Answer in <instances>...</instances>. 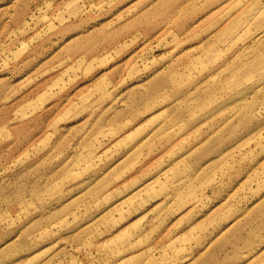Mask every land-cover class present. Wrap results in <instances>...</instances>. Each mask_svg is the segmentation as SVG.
<instances>
[{"label":"rangeland","instance_id":"374dc122","mask_svg":"<svg viewBox=\"0 0 264 264\" xmlns=\"http://www.w3.org/2000/svg\"><path fill=\"white\" fill-rule=\"evenodd\" d=\"M0 264H264V0H0Z\"/></svg>","mask_w":264,"mask_h":264},{"label":"crops","instance_id":"0c3cea01","mask_svg":"<svg viewBox=\"0 0 264 264\" xmlns=\"http://www.w3.org/2000/svg\"><path fill=\"white\" fill-rule=\"evenodd\" d=\"M199 225H200V224H199ZM217 226H220V225L216 224V226L213 227V232H214V229H215ZM211 227H212V226H211ZM208 231H211V229H209V227H208ZM223 232H224V231H223ZM185 237H187V236H184V237H182L181 239H184Z\"/></svg>","mask_w":264,"mask_h":264}]
</instances>
